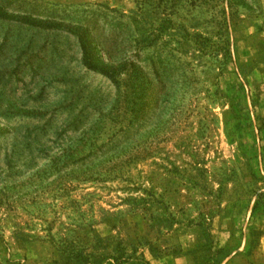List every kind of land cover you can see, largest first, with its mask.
Listing matches in <instances>:
<instances>
[{
    "label": "rangeland",
    "instance_id": "374dc122",
    "mask_svg": "<svg viewBox=\"0 0 264 264\" xmlns=\"http://www.w3.org/2000/svg\"><path fill=\"white\" fill-rule=\"evenodd\" d=\"M0 264H264V0H0Z\"/></svg>",
    "mask_w": 264,
    "mask_h": 264
},
{
    "label": "trees",
    "instance_id": "16d2710c",
    "mask_svg": "<svg viewBox=\"0 0 264 264\" xmlns=\"http://www.w3.org/2000/svg\"><path fill=\"white\" fill-rule=\"evenodd\" d=\"M88 66L90 68H93V69H98L103 74L107 75L117 86H119V87L121 86V82L119 80H117V76H116L115 72L113 70H111V68H108V69L95 68L94 65L91 64L90 62L88 63Z\"/></svg>",
    "mask_w": 264,
    "mask_h": 264
}]
</instances>
